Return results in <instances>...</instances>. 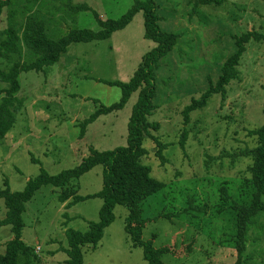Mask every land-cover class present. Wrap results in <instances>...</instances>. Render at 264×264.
Instances as JSON below:
<instances>
[{"label":"rangeland","instance_id":"1","mask_svg":"<svg viewBox=\"0 0 264 264\" xmlns=\"http://www.w3.org/2000/svg\"><path fill=\"white\" fill-rule=\"evenodd\" d=\"M155 1L162 30L181 37L155 72L158 108L149 120L157 130L150 133L168 145L164 152L168 163L161 165L157 146L145 139L147 155L142 163L166 188L142 205L147 220L143 240L168 249L164 264H264V214L255 219L239 258L237 212L232 209L234 203L250 205L254 194L252 161L243 153L256 147L257 139L250 133L264 124V42L249 43L238 78L225 98L213 96L204 109L192 113L188 124L184 121L191 101L218 82L224 63L237 50L235 38L264 33V0H227L219 7L197 9L196 0ZM134 2L15 0L0 16V31L16 26L22 38L26 20L34 18L45 22L49 37L58 40L74 29H100L92 12L75 14L72 8L87 5L102 20H117ZM21 45L24 60L34 61L37 57ZM155 46L145 38L144 15L139 12L110 39L72 44L44 72L22 73L18 97L23 107L13 129L0 141V185L8 181L13 192L22 191L42 169L55 176L77 167L91 149L126 146L138 94L123 110L90 124L83 139L81 126L102 106L120 101L121 89L107 83L129 82ZM4 87L0 83V89ZM185 131L188 138L182 148ZM102 172L103 167L97 166L70 186L79 196L97 194L103 185ZM60 192L52 186L41 188L23 214L22 239L38 256L33 264H67L68 256L62 251L68 247L66 230L87 232L90 222L99 221L102 199L90 198L67 209V203L59 202ZM166 213L172 221L159 218ZM114 214L99 248L84 250V264H147L143 249L133 248L125 232L128 209L119 205ZM5 217V203L0 200V219ZM13 236L10 226L0 228V254Z\"/></svg>","mask_w":264,"mask_h":264},{"label":"trees","instance_id":"2","mask_svg":"<svg viewBox=\"0 0 264 264\" xmlns=\"http://www.w3.org/2000/svg\"><path fill=\"white\" fill-rule=\"evenodd\" d=\"M15 0L0 2V16ZM133 7L117 20H102L92 8L81 5L72 8L75 14L92 12L100 29H74L58 40L49 37L46 24L34 18H28L22 27L23 36L16 26L0 31V83L5 85L0 89V141L13 129L17 115L23 107V101L18 97L21 91L20 75L31 71L44 72L46 68L57 64L68 48L75 43H89L92 41H105L118 31L125 29L134 17L143 12L145 25V38L156 44L142 59L137 71L127 83L108 82V85L121 89V99L111 106H102L81 126L80 138L86 135L87 127L101 116L109 115L124 109L134 94H138L136 104L128 123L127 144L108 151L91 149L87 157L74 169L66 170L58 175L51 176L41 170L38 176L30 179L22 191L13 192L8 181L0 185V200H4L6 217L0 219V228L10 226L13 239L4 244L5 253L0 254V264H33L38 256L34 247L27 245L23 239L25 223L23 214L27 204L35 194L45 186L58 189L59 202L67 203L70 209L78 203L90 198H100L103 205L99 213L98 222H90L87 232L66 230L67 264H84V250L91 248L97 250L104 238L105 230L115 221L114 210L117 206H125L128 217L125 222V232L133 248L143 249L144 259L147 264H164L162 257L168 253L166 248H156L153 240H143V231L147 220L143 219L144 202L159 194L166 188V184L152 177V168L142 163L147 155L144 148L145 139H151L157 146L156 156L161 165H166L165 157L167 144H163L158 137L150 133L151 129L157 130V125L150 122L151 117L158 108L155 104L157 96V83L155 72L160 62L165 59L178 45L180 34L167 33L159 25L161 20L155 0H134ZM227 0H196L194 8L201 6H222ZM264 42V33L249 32L235 38L236 52L224 63L216 85L202 94L200 99H193L184 110V121L189 123L192 113L204 109L213 96L227 95V88L238 78V67L247 52L249 43ZM23 44L37 57L34 61L24 60ZM97 103V101H95ZM264 111V109H263ZM251 136L256 137L257 145L254 149L246 150L244 157L250 158L252 163L249 168L251 185L254 188L253 199L250 205L234 203L232 209L237 212V252L239 258L246 250L248 233L254 221L264 214V124L252 131ZM188 133L185 131L181 137V147H185ZM37 162V161H34ZM97 166L103 167V185L99 193L88 196H79L76 189L71 188L74 180L80 179ZM226 190H223L225 193ZM194 208H191V210ZM204 212V210H198ZM180 215V214H179ZM177 215V216H179ZM159 218L172 221L170 213L162 214ZM154 218L153 220H158Z\"/></svg>","mask_w":264,"mask_h":264},{"label":"crops","instance_id":"3","mask_svg":"<svg viewBox=\"0 0 264 264\" xmlns=\"http://www.w3.org/2000/svg\"><path fill=\"white\" fill-rule=\"evenodd\" d=\"M158 196H156L155 198H157Z\"/></svg>","mask_w":264,"mask_h":264}]
</instances>
